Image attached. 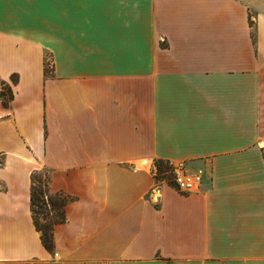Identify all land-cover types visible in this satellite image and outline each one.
<instances>
[{
  "label": "crops",
  "instance_id": "1",
  "mask_svg": "<svg viewBox=\"0 0 264 264\" xmlns=\"http://www.w3.org/2000/svg\"><path fill=\"white\" fill-rule=\"evenodd\" d=\"M0 81V264H264V0H0Z\"/></svg>",
  "mask_w": 264,
  "mask_h": 264
},
{
  "label": "trees",
  "instance_id": "2",
  "mask_svg": "<svg viewBox=\"0 0 264 264\" xmlns=\"http://www.w3.org/2000/svg\"><path fill=\"white\" fill-rule=\"evenodd\" d=\"M2 95L5 96L6 98L8 97L10 98L12 96L11 89L5 86V88L3 89ZM0 165H2V162H0ZM155 166L157 168L156 177L160 179V178H163L166 174H169L168 182L170 184H173V178H172L173 176L171 172V166L169 165V163L164 160H157L155 162ZM32 180H33V186H32V194H31V209H32L33 216H34L35 225L37 229L41 232L42 241H43L44 246L48 250H52L53 249V233H52L53 226L55 224H58L64 221V213L61 212L59 220L52 222L51 225H46V226L39 225L37 221V216L39 213L41 214L43 213L42 212L43 205H41V203L42 201H45L44 200L45 196H46L47 201H49V196L48 194L44 196L45 193H44L43 187H45L46 189V184H44L42 180L37 179V175H33ZM64 203H65L64 200H62L61 206H63ZM49 204H51L52 207H56V205L54 203H50V201H49Z\"/></svg>",
  "mask_w": 264,
  "mask_h": 264
},
{
  "label": "built area",
  "instance_id": "3",
  "mask_svg": "<svg viewBox=\"0 0 264 264\" xmlns=\"http://www.w3.org/2000/svg\"><path fill=\"white\" fill-rule=\"evenodd\" d=\"M1 91L2 90L0 87V92ZM169 165L171 166L173 183L179 191L185 193H192L197 192L200 189L204 178V171L202 169L198 170L193 174H188L185 172L184 162Z\"/></svg>",
  "mask_w": 264,
  "mask_h": 264
},
{
  "label": "rangeland",
  "instance_id": "4",
  "mask_svg": "<svg viewBox=\"0 0 264 264\" xmlns=\"http://www.w3.org/2000/svg\"><path fill=\"white\" fill-rule=\"evenodd\" d=\"M0 87L3 92L4 86L2 85V82L0 81ZM37 179L42 180L43 183L45 182V179L43 177V174L37 175ZM161 181H168L169 180V174H166L163 178H160ZM45 184V183H44ZM39 186V184H38ZM44 190V196L47 194V191L45 187H43ZM60 196H52L49 197L50 203H54L56 207H52L51 204H49V201H47L45 196V201H42L41 205H43L42 214L39 213L37 216V221L40 226H46L51 225L52 222L59 220L60 214L62 212V204ZM38 210V209H37Z\"/></svg>",
  "mask_w": 264,
  "mask_h": 264
}]
</instances>
